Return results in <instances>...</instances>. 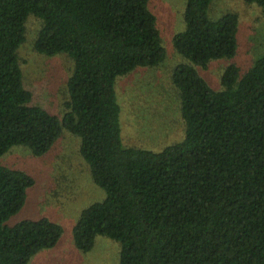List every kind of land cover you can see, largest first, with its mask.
Instances as JSON below:
<instances>
[{"label":"trees","instance_id":"1","mask_svg":"<svg viewBox=\"0 0 264 264\" xmlns=\"http://www.w3.org/2000/svg\"><path fill=\"white\" fill-rule=\"evenodd\" d=\"M149 1L0 0V157L14 145L42 156L63 129L80 137L106 191L74 227L81 250L107 236L121 243L120 264H264V52L246 70L229 64L213 88L198 67L236 56L240 18L187 0L186 27L173 38L186 61L172 72L184 137L160 151L126 145L117 81L166 57ZM246 1L264 12V0ZM30 15L43 21L36 50L75 62L62 120L25 88L19 50ZM35 183L0 164V264H28L62 237L45 217L6 224Z\"/></svg>","mask_w":264,"mask_h":264},{"label":"rangeland","instance_id":"2","mask_svg":"<svg viewBox=\"0 0 264 264\" xmlns=\"http://www.w3.org/2000/svg\"><path fill=\"white\" fill-rule=\"evenodd\" d=\"M187 0H150L149 9L156 15L157 26L166 50L164 61L154 67H139L117 81L122 105L121 123L126 145L160 151L183 139L185 121L181 114L180 92L172 72L186 59L174 47V36L184 31ZM210 15L218 18L237 13L239 48L233 58L213 60L207 68L198 67L213 88L221 87L227 66L236 63L248 69L264 52V12L246 0H213ZM43 21L30 15L26 23V41L19 53L25 88L32 92V105L46 109L60 120L69 99L68 78L75 68L67 53L46 56L35 48ZM124 139V141H125ZM81 139L63 129L52 148L36 156L25 145H14L0 157V164L23 170L36 183L28 188L25 205L6 224L14 226L25 219L48 218L60 224L63 234L58 244L36 253L28 264H120L121 243L107 236H97L89 251L79 249L73 230L82 211L106 197V191L92 178L90 167L80 152Z\"/></svg>","mask_w":264,"mask_h":264}]
</instances>
